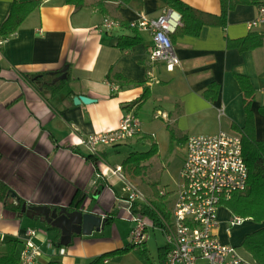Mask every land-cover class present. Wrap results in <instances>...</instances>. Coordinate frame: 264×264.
I'll return each mask as SVG.
<instances>
[{
    "label": "crops",
    "instance_id": "crops-1",
    "mask_svg": "<svg viewBox=\"0 0 264 264\" xmlns=\"http://www.w3.org/2000/svg\"><path fill=\"white\" fill-rule=\"evenodd\" d=\"M98 1L85 0L78 7L65 0H45L14 35L0 37V181L28 206H68L111 218L102 230L74 234L69 245H62L61 230L44 216L31 218L22 208H12L11 203H17L11 194L0 199V243L9 248L0 253L13 251L20 257L29 229L37 230L35 240L43 250L38 264H87L128 246L133 228L128 193L114 169L121 165L127 179L140 186L146 182L147 169L135 174L131 165L115 160L120 146L144 134L157 143L160 128L170 136L173 132V140L185 148L191 135L238 134L247 119L238 74L247 76L255 88L251 107L256 138L264 140V44L242 51L228 41L251 31L264 32V23L250 27L260 15L259 6L238 4L222 25L221 0H184L216 18L198 35L181 30L172 35L181 63L169 71L164 62L150 58L153 32L131 26L141 12L150 19L161 16L169 8L166 0H132L126 5L117 1L98 5ZM13 2L0 0V29ZM106 17L119 25L103 28ZM64 67L66 78H61ZM25 75L36 80L32 83ZM212 84L218 89L210 98L206 90ZM78 95L93 101L76 103ZM128 112L149 116L140 121L142 133L91 153L82 139L117 128ZM158 119L162 121L156 131L151 126ZM147 189L149 193L142 190L152 205L162 202L169 217L174 206L171 196L161 197L160 192L158 196L152 183ZM256 224L249 232L259 228ZM144 249L148 250L135 247L112 253L98 264H162L150 255L146 258Z\"/></svg>",
    "mask_w": 264,
    "mask_h": 264
},
{
    "label": "built area",
    "instance_id": "built-area-1",
    "mask_svg": "<svg viewBox=\"0 0 264 264\" xmlns=\"http://www.w3.org/2000/svg\"><path fill=\"white\" fill-rule=\"evenodd\" d=\"M182 13L168 8L158 18L150 19L140 13V20L131 22L133 27L153 32L154 45L150 52L153 61H162L169 71L181 63L176 53L172 35L182 26ZM264 23V7L259 17L250 24L253 28ZM119 21L104 18L103 28L110 29ZM142 133V125L133 113H125L117 128L100 131L82 139L91 153L102 145H116ZM186 156L181 169L182 184L170 216H160L155 224L138 208L153 207L146 194L128 180L123 167L118 165L114 172L125 181L128 209L133 228L130 234L132 244H144L149 239L150 226H159L167 237L162 264H255L244 256L239 248L224 242L219 234V211L223 200L229 199L235 191L248 185L249 170L243 153L240 134L220 132L217 134L191 135L186 141ZM166 192L160 191L164 195ZM245 217L231 216L232 225H240ZM36 229H29L21 253L22 264H38L43 250L35 240ZM0 234V242L3 240Z\"/></svg>",
    "mask_w": 264,
    "mask_h": 264
},
{
    "label": "trees",
    "instance_id": "trees-1",
    "mask_svg": "<svg viewBox=\"0 0 264 264\" xmlns=\"http://www.w3.org/2000/svg\"><path fill=\"white\" fill-rule=\"evenodd\" d=\"M45 0H14L9 16L4 21L0 29V37L7 39L14 35L22 21L33 12L37 7H40ZM69 4H75L78 7L84 5L85 0H65ZM106 1H117L120 4H128L132 0H99L98 5H103ZM222 1V13L218 17L220 19V24L225 25L227 21V16L230 10L234 9L238 4H255L259 8L264 7V0H221ZM169 8H173L182 13V26L178 29L182 32H186L193 35H198L203 26L212 22L215 15L208 12L197 9L184 0H166ZM132 26V25H131ZM133 27V26H132ZM230 47H237L240 50H250L255 49L264 44V32L251 31L247 36L229 39ZM59 73V72H57ZM28 77L30 82H34V77ZM49 76V75H48ZM47 76V77H48ZM45 76L43 75V78ZM238 80L241 84L243 94H244V107L247 115L246 124L240 127L239 133L242 137L243 142V153L248 165L249 179L248 185L244 190H238L233 193V195L227 199L223 200L222 205L230 210L232 215H241L248 218L258 224L259 228L252 232L246 234L244 240H242L241 247L250 255L251 259L255 264H264V140H259L256 138L255 130V116L252 109V103L254 101L256 92L255 88L251 84L247 76L238 74ZM119 80H123L122 75H117ZM47 82L45 84H49ZM58 85V84H55ZM218 85L212 84L206 90V95L208 97H213L217 92ZM116 92L112 93V96H116ZM146 96V95H145ZM143 96L138 101L144 100ZM173 138V132H172ZM158 152V144L153 141L152 147L146 152H141L139 155L130 157L128 161L134 169L135 174H139L141 170L145 167L141 164L142 161H146L154 156ZM156 194L160 196V190L156 189ZM6 185L0 181V199L6 200L9 195L12 194ZM166 194V193H165ZM161 195V197H164ZM8 201H6L7 203ZM23 200L19 204L11 203V207L17 210H21ZM162 202H154L153 207L142 205L138 209L144 212L148 218H150L155 224L160 223V216H167L165 212V207L162 206ZM111 216L107 218V221ZM143 245V244H140ZM136 245L130 243L123 249H119L113 252H106L96 257L93 261L87 264H98L101 263L107 256L112 253H125L135 248ZM161 247V249H163ZM143 253L146 258L149 259L148 250L144 249ZM163 263V261H162ZM0 264H22L20 257H18L13 251H8L5 253H0ZM52 264H58L52 263Z\"/></svg>",
    "mask_w": 264,
    "mask_h": 264
},
{
    "label": "rangeland",
    "instance_id": "rangeland-1",
    "mask_svg": "<svg viewBox=\"0 0 264 264\" xmlns=\"http://www.w3.org/2000/svg\"><path fill=\"white\" fill-rule=\"evenodd\" d=\"M138 119L143 122V120H148L149 116L142 114L137 115ZM155 119V118H154ZM160 122H155L151 127L157 131V128L161 125L162 119H158ZM159 125V126H158ZM158 141V152L149 159L148 161H142L141 164L147 169V175H144L146 182L140 186L139 181H132L139 189H143L146 193L148 183L154 184V188L160 191L166 192L165 195L171 196L170 200L172 205L176 199V193L180 189L182 184L181 179V169L186 155L185 147L179 143L177 140H173L172 136L167 134V132L160 128V133L157 137ZM173 140V141H172ZM153 141H156L150 134H144L142 138L136 140H131L119 149V155L115 157V160L120 161L122 164H130L128 161L130 157L139 155L141 152H146L151 149ZM142 190V191H143ZM219 215V236L222 240L231 242V244L237 246L239 251L243 254V249L241 247L242 240L244 239L246 232H249L257 226L256 222L245 218L241 225H232L230 219L232 213L225 206L221 207ZM132 227V225H131ZM149 239L147 243L142 245H136V248L141 249L146 247L149 251L151 258L156 260L158 263L163 261L161 256V247L167 245V237L163 230L159 226H150L148 229ZM127 239V234L124 237ZM5 247V249H3ZM3 249V250H2ZM8 244L0 243V252L7 251Z\"/></svg>",
    "mask_w": 264,
    "mask_h": 264
},
{
    "label": "water",
    "instance_id": "water-1",
    "mask_svg": "<svg viewBox=\"0 0 264 264\" xmlns=\"http://www.w3.org/2000/svg\"><path fill=\"white\" fill-rule=\"evenodd\" d=\"M67 67L62 69V77L66 78ZM93 99L85 95H78L75 97V102L90 103ZM15 192H12V196H15ZM16 203H20V198L16 197ZM22 212L26 213L28 217H34L35 215L44 216L46 221L53 227L59 228L62 232L61 244L69 245L72 242L74 234L90 235L93 231L102 230L106 223L107 217L92 213L84 212L79 209H70V207H51L48 205H27L26 202L22 204Z\"/></svg>",
    "mask_w": 264,
    "mask_h": 264
}]
</instances>
